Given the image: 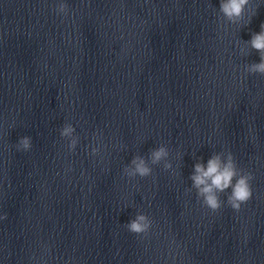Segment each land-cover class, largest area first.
<instances>
[{"label":"clouds","instance_id":"1","mask_svg":"<svg viewBox=\"0 0 264 264\" xmlns=\"http://www.w3.org/2000/svg\"><path fill=\"white\" fill-rule=\"evenodd\" d=\"M253 0H220L219 13L222 21L229 24H240L244 19L246 12L251 11L255 15V9L252 8ZM54 11L57 15L67 16L69 7L64 0H58ZM251 17H249V23ZM247 49L255 50L259 53L260 62L250 63L244 66L247 74H259L264 76V23L260 25L258 33H252L251 39L244 42ZM242 54H250L246 49H241ZM76 129L72 123H65L60 129V137L67 141V148L70 152L75 151L79 136L75 134ZM98 138V136H94ZM32 147V138L22 136L19 138L17 151H29ZM101 147L99 145L91 147L90 155H99ZM170 155L166 145L161 144L157 148L149 150L147 159L141 155H135L129 164L123 168V175L129 180L146 178L153 173L152 166L163 165V169L168 171L173 168L168 159ZM192 181L191 188L196 190L197 198L203 206L212 212H217L225 201L221 200V194L228 193L226 203L233 210L239 211L242 204H245L252 196L251 181L253 176L250 172H245L237 166V163L231 152L213 153L206 164L198 161L194 165L192 175L189 177ZM191 190V189H189ZM230 190V191H229ZM4 218H7L5 214ZM153 221L148 215L139 212L134 218L125 224L127 230L133 234H147L151 229Z\"/></svg>","mask_w":264,"mask_h":264}]
</instances>
